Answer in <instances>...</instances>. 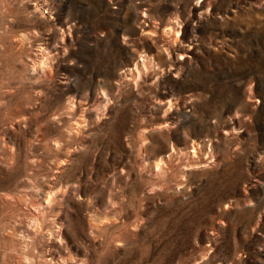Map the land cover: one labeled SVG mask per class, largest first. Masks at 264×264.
Returning a JSON list of instances; mask_svg holds the SVG:
<instances>
[{
	"label": "rangeland",
	"instance_id": "obj_1",
	"mask_svg": "<svg viewBox=\"0 0 264 264\" xmlns=\"http://www.w3.org/2000/svg\"><path fill=\"white\" fill-rule=\"evenodd\" d=\"M63 261L264 264V0H0V264Z\"/></svg>",
	"mask_w": 264,
	"mask_h": 264
},
{
	"label": "bare ground",
	"instance_id": "obj_2",
	"mask_svg": "<svg viewBox=\"0 0 264 264\" xmlns=\"http://www.w3.org/2000/svg\"><path fill=\"white\" fill-rule=\"evenodd\" d=\"M43 51H44V47H40L39 48V52L38 53H36V55L37 56H41V55H43V57L39 60V63L42 65V63H43V61H44V59H45V55L43 54ZM35 64V61H33V65ZM32 70H35V67H32ZM51 200V196H47L46 198H45V200H44V202H48V201H50ZM43 201V200H42ZM27 261V260H26ZM63 264H71L70 262H68V261H63L62 262Z\"/></svg>",
	"mask_w": 264,
	"mask_h": 264
}]
</instances>
